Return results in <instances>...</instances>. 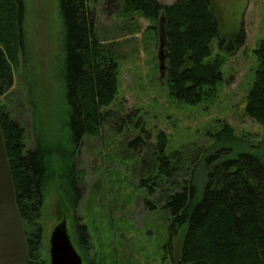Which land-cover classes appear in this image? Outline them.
Listing matches in <instances>:
<instances>
[{
	"label": "trees",
	"instance_id": "trees-1",
	"mask_svg": "<svg viewBox=\"0 0 264 264\" xmlns=\"http://www.w3.org/2000/svg\"><path fill=\"white\" fill-rule=\"evenodd\" d=\"M88 1L58 0L69 148L57 152L37 135L35 147L25 150L24 128L0 106V125L25 229L28 264H46L40 255L43 230L39 222L46 184L58 178L67 190L69 206L74 207L79 195L74 157L83 138L97 136L113 115L104 108L117 95L119 64L115 53L94 32ZM120 5L123 16L137 14L148 20V29L156 39L164 16L167 57L163 86L170 99L195 106L215 97L223 81L221 67L226 57L244 41L242 30L234 47L230 40L225 44L220 39L219 51L213 53L210 43L219 37V28L208 0H175L170 5L157 0H120ZM23 16V0H0V97L13 85L20 57L25 62L28 57ZM254 55L257 67L246 96V113L264 131V39L257 43ZM206 136L210 142L198 147L203 155L198 150L197 157L192 144L166 153L167 137L160 132L149 164L155 174L140 178L139 186L147 196L161 185V203L168 221L166 254L171 240L182 231L177 264H264V149L259 153L237 148L243 137L225 122L218 121V128ZM140 137H134L130 144L139 145ZM145 203L150 202L145 199ZM73 229L76 242L84 246L86 226L74 221Z\"/></svg>",
	"mask_w": 264,
	"mask_h": 264
},
{
	"label": "rangeland",
	"instance_id": "rangeland-1",
	"mask_svg": "<svg viewBox=\"0 0 264 264\" xmlns=\"http://www.w3.org/2000/svg\"><path fill=\"white\" fill-rule=\"evenodd\" d=\"M23 1L22 31L28 57L26 62L20 57L13 85L0 97V106L24 128L25 150L35 147L39 135V141L61 152L69 145L58 0ZM157 1L170 5L175 0ZM208 1L219 28V37L210 43L213 53L219 51L220 39L225 44L230 40L234 47L241 30L244 41L233 55H226L223 81L215 97L195 106L177 104L167 96L158 68L159 40L148 29V20L137 14L123 16L120 0L88 1L97 38L117 57L118 92L104 108L113 115L97 136L83 138L74 157L79 189L74 207L69 206L67 190L58 178L45 186L39 222L43 230L40 255L46 264L49 236L62 220L83 264L180 261L182 231L171 240L167 254L164 248L169 238L161 185L152 196L139 186L143 175L155 174L149 164L160 132L167 137L166 153L192 144V153L199 157L198 150L203 153L198 147L210 142L206 133L216 130L218 121L225 122L243 137L237 148L262 153L264 131L247 115L246 96L257 67L254 50L264 39V0ZM136 136H141L139 145L130 144ZM74 221L87 228L84 246L76 242Z\"/></svg>",
	"mask_w": 264,
	"mask_h": 264
},
{
	"label": "water",
	"instance_id": "water-1",
	"mask_svg": "<svg viewBox=\"0 0 264 264\" xmlns=\"http://www.w3.org/2000/svg\"><path fill=\"white\" fill-rule=\"evenodd\" d=\"M164 16L158 32V68L165 75L166 44ZM0 264H28L24 225L16 203V192L0 125ZM49 264H83L62 220L49 236Z\"/></svg>",
	"mask_w": 264,
	"mask_h": 264
}]
</instances>
